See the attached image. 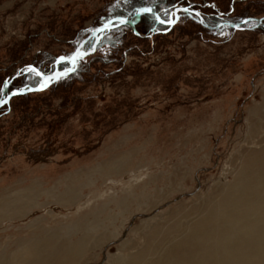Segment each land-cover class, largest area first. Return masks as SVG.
<instances>
[{"label":"rangeland","instance_id":"374dc122","mask_svg":"<svg viewBox=\"0 0 264 264\" xmlns=\"http://www.w3.org/2000/svg\"><path fill=\"white\" fill-rule=\"evenodd\" d=\"M113 1L0 0V99L36 86L103 23L131 18L135 8L110 16ZM208 1L264 17V0L231 13V0ZM188 19L112 30L88 55L91 39L82 75L0 110V264H125L153 244L161 254L264 150V20L212 30Z\"/></svg>","mask_w":264,"mask_h":264},{"label":"bare ground","instance_id":"6f19581e","mask_svg":"<svg viewBox=\"0 0 264 264\" xmlns=\"http://www.w3.org/2000/svg\"><path fill=\"white\" fill-rule=\"evenodd\" d=\"M203 215L163 253L153 244L125 264H264V150Z\"/></svg>","mask_w":264,"mask_h":264},{"label":"water","instance_id":"95a60500","mask_svg":"<svg viewBox=\"0 0 264 264\" xmlns=\"http://www.w3.org/2000/svg\"><path fill=\"white\" fill-rule=\"evenodd\" d=\"M236 0H231L230 4V12L233 11V3ZM238 1H245V0H238ZM193 4H189L188 7L179 6L176 9H174V18L172 21H164L160 18L158 12L156 11V3L152 4L151 6L146 7H139L134 9V15L132 18L125 17L120 18L119 21L116 23V19H112L108 22L103 23L99 27L95 28L87 37H85L75 48L74 52L70 57H58L55 59V69L52 73L48 74H41L40 75V81L39 83L32 87H24L21 89L12 90L9 93H7L4 97L0 99V110L4 107H7L10 103V100L18 97V96H24L27 94L32 93H39L45 91L47 88H49L51 85H53L55 82H57L60 78L65 77L71 73H73L77 67V63L79 60L83 58V48L84 46L93 39V49L91 52L88 53V55H92L95 53L96 48L100 42V40L107 35L110 31L115 30L120 27H129L135 32V26L140 22L142 14L148 13L154 16L156 20V25H162L164 27H167L168 29H171L175 26V24L179 21L182 14H178V10H184L187 17L198 23L199 25L212 30H218V29H225V28H232V29H238L239 26L243 23H246L248 21H256L258 24L264 20L263 18L255 19V18H249L244 20L243 22L239 24H233L231 22H222L218 24L215 27L208 26L204 24L200 19H196L194 15H197L195 11H192L189 9L190 6ZM221 15V14H220ZM257 24V25H258ZM64 64V67L59 69V65Z\"/></svg>","mask_w":264,"mask_h":264},{"label":"trees","instance_id":"16d2710c","mask_svg":"<svg viewBox=\"0 0 264 264\" xmlns=\"http://www.w3.org/2000/svg\"><path fill=\"white\" fill-rule=\"evenodd\" d=\"M189 2L204 4V3H206V0H202V2L196 1V0H114L112 2V4H114V5L111 6L109 9V15L122 17V16H125L128 12H130L131 10H133L136 7H146V6H150L154 3H156L157 4L156 11L158 12L160 18L162 20L166 21V20H168L166 18L168 16V11L166 12V9L170 10V8H172L175 5L187 4ZM207 3H213V2H209L207 0ZM218 10H219V8H218ZM237 18H239L240 20H238ZM247 18H249V17H247V16L233 17L232 16V17H229L227 20L230 22H241ZM186 19H188V18H186ZM144 21L145 22L148 21V24H150V25L156 24V20H155L154 16L151 14H148V13H145L141 16L140 23H142ZM250 24H255V21L251 20V21L246 22V25H250ZM209 25H212V24L209 23ZM158 27L167 29V27H164V26L159 25V24L157 25V28ZM121 29H124V27H120V28L116 29L114 32H117ZM88 45H89V42L84 46L83 51L88 50ZM54 59L55 58L48 61L47 64L43 63L45 65V67L42 69L38 68V71L42 72V70L45 71L46 69H48V67H50L52 65V62L54 61ZM84 66H85V63L82 61V59L79 60L77 63V67H76L75 71L73 73L67 75L66 77L60 79L59 81H57L55 84L52 85V87L56 86L57 84H59L61 82H65V81H68L70 79L77 78V76H79V75H82V73L84 71Z\"/></svg>","mask_w":264,"mask_h":264},{"label":"flooded vegetation","instance_id":"af4514ba","mask_svg":"<svg viewBox=\"0 0 264 264\" xmlns=\"http://www.w3.org/2000/svg\"><path fill=\"white\" fill-rule=\"evenodd\" d=\"M189 4L191 3H188V4H179V5H175L173 6L172 8H170V11L168 9H166L167 11L171 12L172 14H174V9H176L177 7L179 6H183V7H188ZM193 5L189 7L190 10L192 11H195L197 13V15H194V17L196 19H200L204 24L209 25L210 24H213L215 19L217 18H220V21L217 22V24H220L222 22H230L228 21V13H221L218 8H216L214 6V3H205V4H199V3H192ZM231 4V1L229 3V6ZM157 6V4H156ZM209 9H212L211 13L210 11H208ZM164 11V10H163ZM178 14H182L181 17H185V18H189L187 17L186 13L184 10H178L177 12ZM221 14V15H220ZM134 13L131 15V18L133 17ZM143 15V14H142ZM180 17V18H181ZM173 18H174V15H173ZM190 19V18H189ZM249 19V18H247ZM192 20V19H191ZM246 20V19H245ZM195 22V21H194ZM243 22V21H242Z\"/></svg>","mask_w":264,"mask_h":264}]
</instances>
